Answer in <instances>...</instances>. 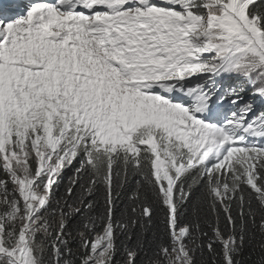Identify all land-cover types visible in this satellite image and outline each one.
<instances>
[{"label":"snow or ice","instance_id":"1","mask_svg":"<svg viewBox=\"0 0 264 264\" xmlns=\"http://www.w3.org/2000/svg\"><path fill=\"white\" fill-rule=\"evenodd\" d=\"M0 264H264V0H0Z\"/></svg>","mask_w":264,"mask_h":264},{"label":"trees","instance_id":"2","mask_svg":"<svg viewBox=\"0 0 264 264\" xmlns=\"http://www.w3.org/2000/svg\"><path fill=\"white\" fill-rule=\"evenodd\" d=\"M70 173H71V170H68V171H66L65 172V183L67 182V179H68V176L70 175Z\"/></svg>","mask_w":264,"mask_h":264}]
</instances>
